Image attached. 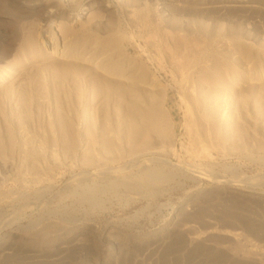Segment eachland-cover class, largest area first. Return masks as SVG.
Listing matches in <instances>:
<instances>
[{
  "label": "rangeland",
  "instance_id": "1",
  "mask_svg": "<svg viewBox=\"0 0 264 264\" xmlns=\"http://www.w3.org/2000/svg\"><path fill=\"white\" fill-rule=\"evenodd\" d=\"M7 1L0 264H264V0Z\"/></svg>",
  "mask_w": 264,
  "mask_h": 264
},
{
  "label": "bare ground",
  "instance_id": "2",
  "mask_svg": "<svg viewBox=\"0 0 264 264\" xmlns=\"http://www.w3.org/2000/svg\"><path fill=\"white\" fill-rule=\"evenodd\" d=\"M53 1L54 0H47L46 2H43V0H34V1H30V0H20L19 2L21 3V4H24L25 2H29L30 3V5H32L34 2H36V3H42L43 4V6H44V12H43V14H42V16H41V18L43 19V20H46V22H47V20H49V21H53V20H55L56 18H66V19H69L70 17L68 16V15H66L65 14V12H64V10H62L61 8H59V7H57V6H55L54 5V3H53ZM8 1L7 0H0V6H2L4 3H7ZM76 7V6H75ZM107 8V7H106ZM11 36H15V33L12 31L11 32ZM53 43V42H52ZM53 47H52V50H54V52H56V50H55V46H54V43H53V45H52ZM33 47V45H32V43L29 45V47L28 48H32ZM57 48V47H56ZM60 53H61V56H66V57H68L70 54H66V52L65 53H63V50H61L60 51ZM69 53H71V52H69ZM72 54V53H71ZM8 56V52H7V50L5 51H3V52H1V54H0V58L2 59V60H4V59H6V57ZM8 65H10V62H8L7 64H6V66L4 65V70H2L1 72H0V81L4 78V75L5 74H7V72H9L8 70H9V68H10V66H8ZM7 67H9V68H7ZM0 69H2V68H0ZM11 70V69H10ZM107 71V70H106ZM135 88V87H134ZM133 88V89H134ZM132 90V89H131ZM133 91H135L134 93L132 92V94H136L137 93V90H133ZM134 97V99H136L135 97H137V96H133ZM133 108H135V107H133ZM132 108V109H133ZM136 110H137V108H135ZM134 111V110H133ZM135 112V111H134ZM133 113V112H132ZM130 114H131V112H130ZM132 115V114H131ZM130 116V115H129ZM131 117V116H130ZM131 118H133V116L131 117ZM131 120H133V119H131ZM148 172V171H147ZM147 177H152L153 176V172L152 171H150V172H148L147 174ZM246 179V178H245ZM242 180V179H241Z\"/></svg>",
  "mask_w": 264,
  "mask_h": 264
}]
</instances>
